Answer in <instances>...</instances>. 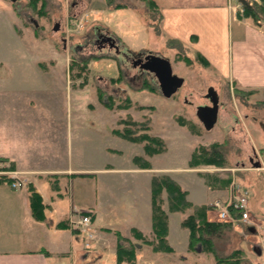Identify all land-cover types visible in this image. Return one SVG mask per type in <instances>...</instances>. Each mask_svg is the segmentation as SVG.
I'll return each instance as SVG.
<instances>
[{"label": "rangeland", "instance_id": "1", "mask_svg": "<svg viewBox=\"0 0 264 264\" xmlns=\"http://www.w3.org/2000/svg\"><path fill=\"white\" fill-rule=\"evenodd\" d=\"M165 5V0H0V90L5 86L16 89L19 83L25 86L28 99L36 97L46 103L42 116L51 112L65 118L73 112L74 168L83 167L92 173L95 168L131 162L140 168L154 167V175H170L183 190L184 179L192 200L197 201L207 196L202 183L224 195L236 182L251 197L254 223L250 225L257 231L252 233L249 224L236 222L216 240V251L223 255L239 251L234 257L237 264H264V212L259 210L264 200V171L243 170V165L236 163L241 161V152L250 151L251 143L264 141V90L252 93L223 80L191 44L166 34L162 24ZM57 23L59 30L54 29ZM99 29L109 31L125 52H152L169 59L174 73L185 78L183 86L173 96H165L154 75L141 74L119 51L101 45ZM148 82L156 89L145 88ZM210 86L219 92L220 103L228 105V121L234 130H224L219 121L207 131L198 119L197 106L208 102ZM234 117L238 118L235 123ZM131 120L136 125L127 124ZM60 124L58 135L62 139L60 132L64 130L65 139L66 120ZM127 127L161 143L148 151L146 141L121 134ZM41 132L42 138L53 140L50 125L44 123ZM216 138H225L229 161L218 166L227 170L213 172L206 164L188 162L199 146L211 145ZM233 167L238 169L228 170ZM138 177L142 180L146 175ZM96 186L94 176L82 182L75 180L64 200L70 204L74 196L88 202ZM117 190L115 187L114 192ZM140 195L142 199L143 193ZM162 197V207L170 215L168 248L158 246L153 227L150 233L130 232L136 242H126L121 235L124 244L135 246L132 264H217L212 249L189 248V229L182 223L193 207L171 211L168 193L164 191ZM212 217L219 219L218 214ZM115 255L118 257L117 252ZM129 262L127 256L117 264Z\"/></svg>", "mask_w": 264, "mask_h": 264}, {"label": "crops", "instance_id": "2", "mask_svg": "<svg viewBox=\"0 0 264 264\" xmlns=\"http://www.w3.org/2000/svg\"><path fill=\"white\" fill-rule=\"evenodd\" d=\"M165 2L162 24L166 34L191 44L223 80L249 91L264 90V25L242 16L237 0ZM12 89L5 86L0 90V169L18 172L19 177L15 179H25L26 185L13 188L1 179L7 176H0V264H117L118 234L128 242L133 240L131 233L135 229L152 231V179L156 169L140 168L132 162L126 166L95 168L92 173L83 167L74 168L73 112L65 118L51 112L49 116H42L46 103L36 97L28 99L25 86L20 83ZM227 107L226 103H220L217 123L222 122L226 131L234 130L228 121ZM65 120L66 137L63 130L61 139L58 126ZM44 123L50 125L53 140L42 138ZM216 139L210 144L225 140ZM249 149L247 154L241 152V161L236 163L243 165V170L264 171V141L251 143ZM206 165L213 172L227 170L218 164ZM236 169L228 168L233 172ZM141 174L146 175L145 179H139ZM88 176H94L97 185L91 200L80 202L73 196L68 204L64 200L65 192L75 180L82 182ZM182 183L188 199L196 205L211 207L215 199L228 197V191L218 195L210 184L202 183L207 196L203 201L192 200L184 179ZM31 185L42 195L45 220L33 215ZM140 193H143L142 199ZM74 210H93L92 237L71 227ZM259 210L264 212V200ZM209 212L210 218L217 220L212 217L216 211L211 208ZM249 230L256 233L251 227ZM170 243L175 246L171 240Z\"/></svg>", "mask_w": 264, "mask_h": 264}, {"label": "trees", "instance_id": "3", "mask_svg": "<svg viewBox=\"0 0 264 264\" xmlns=\"http://www.w3.org/2000/svg\"><path fill=\"white\" fill-rule=\"evenodd\" d=\"M244 7L242 16L252 17L254 22L264 25V0H239ZM35 2V1H33ZM145 88L156 89L149 82L145 83ZM256 90H251L254 93ZM127 124L136 125L132 120ZM123 136L138 141H146L145 148L149 151L154 150L153 144H159L161 141L146 133H140L135 128H125ZM154 146V145H153ZM225 143H213L211 145H202L193 153L191 164H218L224 165L228 163V157L225 153ZM160 147V145L158 146ZM157 150V149H156ZM4 178L10 184L15 180L12 177ZM226 182V181H225ZM30 203L33 215L38 220H45V205L42 195L32 185L29 187ZM168 193L169 207L171 211H186L193 207V212L183 221V226L189 229V248L200 249L206 246V249H212L216 256L217 264H237L238 259H234L239 251L232 252L229 255L219 254L216 251L215 243L217 239L225 236L227 229H233L234 223L231 221L212 220L208 216V212L212 207L204 205H191L187 198V192L181 188L178 182L168 174L154 175L152 179V208H153V229L158 238V246L160 248H168L167 235L169 233V216L162 207L163 192ZM234 216H238V212L233 211ZM119 243L117 248L118 262L123 257L130 258L129 264H132L136 256L135 246L133 244H124L121 234H118ZM159 249V248H158ZM215 249V250H214Z\"/></svg>", "mask_w": 264, "mask_h": 264}, {"label": "water", "instance_id": "4", "mask_svg": "<svg viewBox=\"0 0 264 264\" xmlns=\"http://www.w3.org/2000/svg\"><path fill=\"white\" fill-rule=\"evenodd\" d=\"M54 29L59 30V26L56 25ZM109 40L112 41V45L115 44V39L113 37L110 36ZM137 62L141 64V69L153 74L156 77L161 92L167 97L173 96L185 82L184 77L174 73L172 62L169 59L158 54L149 52L145 56L144 60L139 58V61H136L134 63V66L138 65ZM206 97L210 99L211 104L198 105L196 114L198 119L203 124L204 128L207 131H211L218 121L220 95L214 86H210L208 88ZM252 229V231L255 230L254 228Z\"/></svg>", "mask_w": 264, "mask_h": 264}, {"label": "built area", "instance_id": "5", "mask_svg": "<svg viewBox=\"0 0 264 264\" xmlns=\"http://www.w3.org/2000/svg\"><path fill=\"white\" fill-rule=\"evenodd\" d=\"M239 8L241 5L238 6ZM241 12L244 11L243 8H240ZM18 172L10 171L8 169H0V176L5 175L7 177H12L15 179L18 176ZM19 177V176H18ZM13 188H21L26 185L25 179L21 177L15 179L11 183ZM211 207L217 212L218 220L221 221H231L234 224L246 223L253 224L254 220L250 211V201L247 192H242L236 182H232L228 191V197L226 199H215ZM233 211L238 212V216H234ZM93 210H74L73 217L71 219V227L74 230L87 233L92 237L91 233V223H92V214ZM250 227L256 230V227L250 225ZM257 231V230H256ZM263 249H264V240H263Z\"/></svg>", "mask_w": 264, "mask_h": 264}, {"label": "flooded vegetation", "instance_id": "6", "mask_svg": "<svg viewBox=\"0 0 264 264\" xmlns=\"http://www.w3.org/2000/svg\"><path fill=\"white\" fill-rule=\"evenodd\" d=\"M99 34H98V38H99V42L101 43V45L102 46H106V45H109L110 47H112V48H114L116 51H119L120 52V55L123 57V58H125V59H127V60H129V61H131L132 63H133V65H134V63L136 62V61H139V58L140 59H145V56L148 54V53H136V54H134V53H130V52H125V51H123L120 47H119V43H118V40L114 37V36H112V34L108 31H105V32H102L100 29H99ZM113 37L114 39H115V41H114V43L115 44H111V42L112 41H110L109 40V37ZM138 63V62H137ZM140 63H138V65L137 66H135V67H138L139 69H140V72H141V74H144V73H147V74H151V73H149V72H146V71H144L143 69H141L140 68ZM153 75V74H152ZM206 99L208 100V102H206V103H202V104H211V102H210V99L209 98H207L206 97Z\"/></svg>", "mask_w": 264, "mask_h": 264}]
</instances>
